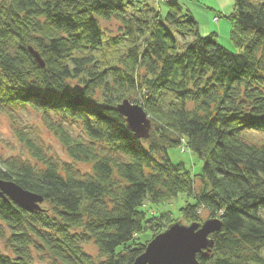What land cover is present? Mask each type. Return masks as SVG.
<instances>
[{
    "label": "trees",
    "instance_id": "obj_1",
    "mask_svg": "<svg viewBox=\"0 0 264 264\" xmlns=\"http://www.w3.org/2000/svg\"><path fill=\"white\" fill-rule=\"evenodd\" d=\"M234 1L238 51L178 0H0V111L40 113L70 158L16 128L29 155H0V178L44 201L0 197V264H131L171 224L212 217L223 226L201 264H264V0ZM126 98L150 137L118 110ZM181 144L201 173L172 160ZM181 193L194 201L178 218L145 208Z\"/></svg>",
    "mask_w": 264,
    "mask_h": 264
},
{
    "label": "rangeland",
    "instance_id": "obj_2",
    "mask_svg": "<svg viewBox=\"0 0 264 264\" xmlns=\"http://www.w3.org/2000/svg\"><path fill=\"white\" fill-rule=\"evenodd\" d=\"M156 2H164L163 0H155ZM185 8H188L196 17L200 24L202 35L206 36L212 32L217 33V38L221 44L232 51H238L234 41L231 38L232 22L229 16L234 12V0H178ZM219 16V21H215V17ZM214 18V19H213ZM214 20V21H213ZM115 23V22H114ZM114 29L117 26L112 25ZM30 128L40 138L44 147L50 154L60 160H70L65 148L59 138L50 131L42 121V116L30 107L19 106L15 109L9 108L7 112L0 111V155L2 157H27L29 155L24 143L20 140L16 133V128ZM264 135V133H263ZM251 138L258 139L257 134L249 135ZM170 157L174 162H185L186 166L195 173H201L203 161L184 144L169 148ZM80 167L83 170H89V165L82 163ZM200 180H197V188ZM187 200L194 201L184 193L179 194L174 200L164 204L148 203L146 209L149 214L161 211H170L174 218L180 216V208L183 207ZM203 217L207 218L209 212L201 211ZM0 247L4 244L0 242ZM86 249L94 256H99V249L93 243L86 244Z\"/></svg>",
    "mask_w": 264,
    "mask_h": 264
},
{
    "label": "water",
    "instance_id": "obj_3",
    "mask_svg": "<svg viewBox=\"0 0 264 264\" xmlns=\"http://www.w3.org/2000/svg\"><path fill=\"white\" fill-rule=\"evenodd\" d=\"M32 52L44 65L39 53L33 49ZM118 110L126 117L130 129L138 137H150L152 120L142 105L126 98L118 105ZM0 197L14 200L29 211L41 209L40 204L44 201L43 195L24 188L14 180L1 178ZM222 226L219 217L192 224L175 222L152 237L144 252L131 264H201L198 254H208L215 243L212 235L221 230Z\"/></svg>",
    "mask_w": 264,
    "mask_h": 264
},
{
    "label": "built area",
    "instance_id": "obj_4",
    "mask_svg": "<svg viewBox=\"0 0 264 264\" xmlns=\"http://www.w3.org/2000/svg\"><path fill=\"white\" fill-rule=\"evenodd\" d=\"M163 1H168V0H163ZM220 17L219 16H216L215 17V21H219Z\"/></svg>",
    "mask_w": 264,
    "mask_h": 264
},
{
    "label": "crops",
    "instance_id": "obj_5",
    "mask_svg": "<svg viewBox=\"0 0 264 264\" xmlns=\"http://www.w3.org/2000/svg\"><path fill=\"white\" fill-rule=\"evenodd\" d=\"M194 15V14H193ZM195 16V15H194ZM214 19V18H213ZM214 21V20H213ZM218 22V21H217Z\"/></svg>",
    "mask_w": 264,
    "mask_h": 264
}]
</instances>
